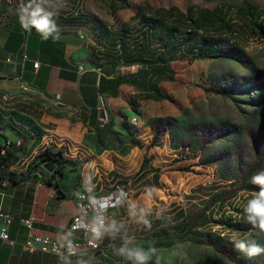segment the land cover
<instances>
[{
  "label": "rangeland",
  "instance_id": "1",
  "mask_svg": "<svg viewBox=\"0 0 264 264\" xmlns=\"http://www.w3.org/2000/svg\"><path fill=\"white\" fill-rule=\"evenodd\" d=\"M224 3L264 10V0L162 2L183 10ZM221 45L222 52L215 58L176 64L177 81L163 85L167 101L142 102L137 112L140 124L134 126L147 129L146 136L159 152L146 157L142 165L133 163L129 174L109 172L100 181L105 185L100 194L94 186L83 185V163L68 155V146H48L54 153L62 150L63 160L75 161L65 164L54 179L62 191L71 185L93 195L120 194V189L128 195H123L121 206L114 207V215L110 212V224L115 221L116 232L121 234L119 242L84 257L89 264H132L115 254L125 243L155 249L148 264H264V254L250 259L232 242L254 239L264 245V234L247 223L243 213L246 200L258 190L251 177L264 170V36H238ZM97 139L108 147L124 144L123 138L109 131L98 132ZM45 150H37L33 169L40 163L37 155ZM77 194L67 199L73 201ZM216 194L221 195L226 210L222 213L219 203L215 204L218 212L213 221L226 224L202 227L208 216L205 207ZM183 217L188 232L168 237L175 233L168 225ZM231 220L237 224L228 226ZM159 226L166 230H157ZM172 239L176 241L173 246L157 247L159 241Z\"/></svg>",
  "mask_w": 264,
  "mask_h": 264
},
{
  "label": "crops",
  "instance_id": "2",
  "mask_svg": "<svg viewBox=\"0 0 264 264\" xmlns=\"http://www.w3.org/2000/svg\"><path fill=\"white\" fill-rule=\"evenodd\" d=\"M162 2L164 0H63V7L55 18L60 29L59 39L50 37L48 40L41 39L35 29L27 32L21 28L14 5L3 6L0 12V95L7 98H0V147L11 143L25 147L10 171L29 172L37 150L68 146V155L83 163V185L88 189L89 185L94 186L95 193L100 194L105 186L100 181L109 172L119 170L120 174H129L127 169L133 163L140 161L142 165L146 157L159 152L157 146H151L147 129L130 122L139 117L137 112L142 102H147L140 101L137 111L133 110L130 101L138 92L136 87L122 84L118 95L112 96L100 92V83L103 77L135 74L140 69L139 65H116L123 56H133L141 43L142 26L140 18L136 17L143 13L144 6L153 9L175 6L185 13L195 6L183 10L176 4L167 6ZM220 5L196 7L214 10ZM24 43L29 60L23 58ZM161 53L163 48L157 40L151 37L146 41L142 53L145 58ZM35 63H39L38 68ZM165 83L161 84L163 88ZM124 119L141 146L132 143ZM105 131L123 138L126 148L118 142L108 147L97 139V133ZM42 169L48 178L54 173L43 166ZM40 178V174L39 177L32 174L27 181L0 186V213L18 217L10 227L8 241L1 237L0 218V264H67L58 256L24 250L29 231L23 220L29 218L35 219L32 232L37 236L59 243L77 238V233L70 231L78 212L76 201H69L67 197L80 191L69 185L67 192H61L65 196L61 198L56 183L48 185ZM115 211L113 208L111 215ZM120 235L108 233L103 248L109 249L119 242ZM70 264L89 263L80 259Z\"/></svg>",
  "mask_w": 264,
  "mask_h": 264
},
{
  "label": "trees",
  "instance_id": "3",
  "mask_svg": "<svg viewBox=\"0 0 264 264\" xmlns=\"http://www.w3.org/2000/svg\"><path fill=\"white\" fill-rule=\"evenodd\" d=\"M14 6L17 8L16 5ZM142 9L144 10L143 13L136 17L140 18L142 26L140 31L141 43L133 56H123L119 59V64L116 65H139L140 69L135 74H119L111 79L103 77L100 83V92L112 96L118 95L119 87L122 84L135 86L138 92L130 101L134 111H137L140 101L162 103L169 99V95L161 84L164 82L175 83L177 81L179 69L176 64L184 62L194 63L219 56L222 52L221 42L223 40L233 42L234 38H238V36L246 37V39L264 36V10L250 7L247 4L237 7L222 4L214 10L194 6L186 13L175 6L158 9L144 6ZM151 37L157 40V44L162 46L163 53L158 56L153 55L145 58L142 53L146 41ZM123 124L132 137V143L136 146H141L142 144L135 138V133L126 119H124ZM107 129L110 130V125L107 126ZM151 146H155V142ZM24 151V144L11 143L0 147L1 187L27 181L32 174L35 177H39L40 174V179L43 183L53 185L54 179L58 174H61L65 164L75 163L74 160H63L62 150L54 153L51 149L46 148L44 152L37 155V159L40 162L38 167L34 169L30 167L27 173L10 171V166L15 162L18 155ZM48 163L55 166V171L50 178L47 177L42 169V166L44 167ZM61 192L63 191L60 189V197L64 198L65 196ZM74 201H76V197ZM217 203H219L218 210L222 208V213L226 210L221 201V195H214L205 207L208 216L207 221L202 222V227H208L211 223L226 224L221 220L213 221L215 214L218 212V210L214 211L213 209ZM237 212L240 213L239 210ZM12 215L14 216V223L18 217L15 214ZM184 221L185 218L183 217L179 220L180 224L179 222L170 223L168 226H171L169 228L175 233L168 235V237L187 233L188 229L186 230ZM235 222L231 220L228 226L236 225L237 223ZM163 230H166V228L164 227ZM195 240L196 242H201L199 239ZM174 244H176L174 239L159 241L157 247L166 248Z\"/></svg>",
  "mask_w": 264,
  "mask_h": 264
},
{
  "label": "built area",
  "instance_id": "4",
  "mask_svg": "<svg viewBox=\"0 0 264 264\" xmlns=\"http://www.w3.org/2000/svg\"><path fill=\"white\" fill-rule=\"evenodd\" d=\"M20 2L21 0H0V12L3 10L4 5H16L19 8ZM25 47L26 43H24L23 58L29 60ZM34 66L38 68L39 63H35ZM1 97L7 98L6 95H0ZM130 122L132 125L140 124L137 117L132 118ZM118 192L120 194L112 192L108 195H93L89 191L82 190L76 195L78 212L72 221L70 231L76 232L77 238L72 242L59 243L50 238L37 236L32 232L35 219L29 218L23 220L24 225L29 231L24 244V250L32 254L41 252L58 256L61 262L67 264L101 252L108 233H105L101 239L97 240L93 237L91 228L97 217H101L104 220L106 227L110 224L111 210L124 203L123 195L128 196L122 189L118 190ZM0 218L3 227L1 237L3 240L8 241L10 239L9 230L14 221V216L11 213L2 212L0 213Z\"/></svg>",
  "mask_w": 264,
  "mask_h": 264
},
{
  "label": "clouds",
  "instance_id": "5",
  "mask_svg": "<svg viewBox=\"0 0 264 264\" xmlns=\"http://www.w3.org/2000/svg\"><path fill=\"white\" fill-rule=\"evenodd\" d=\"M62 7L63 0H21L17 10L20 26L27 32L35 29L43 40H48L50 37L59 39L60 29L55 18ZM251 183L257 185L258 190L246 200L243 206L244 219L253 228L264 234V170L253 175ZM143 222L147 227H151L147 220ZM91 231L93 237L99 240L105 233L114 234L118 229L115 221L106 227L104 220L97 217ZM232 242L237 251L250 259L264 254V245L254 239H238ZM154 252L155 249L145 250L142 247H129L128 243H125L116 250L115 254L131 261L132 264H148Z\"/></svg>",
  "mask_w": 264,
  "mask_h": 264
},
{
  "label": "water",
  "instance_id": "6",
  "mask_svg": "<svg viewBox=\"0 0 264 264\" xmlns=\"http://www.w3.org/2000/svg\"><path fill=\"white\" fill-rule=\"evenodd\" d=\"M101 117L104 118V111L101 112ZM44 168L50 172H53L55 170V166L51 163H48L44 166Z\"/></svg>",
  "mask_w": 264,
  "mask_h": 264
}]
</instances>
